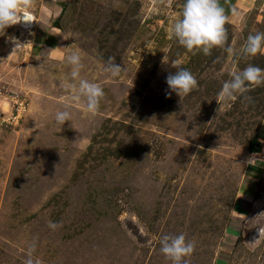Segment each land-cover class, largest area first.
<instances>
[{
	"label": "rangeland",
	"instance_id": "1",
	"mask_svg": "<svg viewBox=\"0 0 264 264\" xmlns=\"http://www.w3.org/2000/svg\"><path fill=\"white\" fill-rule=\"evenodd\" d=\"M27 4L32 25L0 32V264H25L33 244L39 264H170L159 239L180 233L195 244L187 264H264V83L218 96L232 73L264 69V52L239 55L264 6L227 17L224 45L204 55L171 36L179 1ZM73 52L104 91L95 113L70 86ZM175 67L197 81L182 99L165 82Z\"/></svg>",
	"mask_w": 264,
	"mask_h": 264
},
{
	"label": "clouds",
	"instance_id": "2",
	"mask_svg": "<svg viewBox=\"0 0 264 264\" xmlns=\"http://www.w3.org/2000/svg\"><path fill=\"white\" fill-rule=\"evenodd\" d=\"M27 9V0L23 4L20 0H0V32L22 21H31L27 11L21 12V8ZM226 15L219 0H184L179 18L171 26V36L188 52H202L209 55L213 48L222 47L226 39ZM15 43V38H11ZM18 44V43H17ZM16 44V45H17ZM231 52V49H228ZM264 52V32L250 33L246 37L239 55L242 57H254ZM66 63L71 66L69 73L73 83L70 86L76 88L77 96L82 97L89 113L98 110L100 99L104 91L99 84L91 83L80 78L81 57L73 52L66 56ZM123 69L113 63L111 58L104 66V71L112 76H117ZM168 90L175 93L181 99L188 95L196 86L197 81L193 74L182 67H175V72L168 75L165 80ZM264 83V69L248 64L243 69L231 74L218 93L223 100L243 96L252 85ZM71 113L68 110H60L55 113V122L63 125L70 121ZM255 159L249 158L246 163L251 164ZM60 225L57 222H49V229L55 230ZM259 238L264 234V226L257 227ZM258 238V239H259ZM35 245H30L25 264H39L32 259ZM195 248L193 241L188 240L185 234L162 235L159 239V251L170 261V264H187L186 258L191 256Z\"/></svg>",
	"mask_w": 264,
	"mask_h": 264
},
{
	"label": "crops",
	"instance_id": "3",
	"mask_svg": "<svg viewBox=\"0 0 264 264\" xmlns=\"http://www.w3.org/2000/svg\"><path fill=\"white\" fill-rule=\"evenodd\" d=\"M179 1L181 3L184 2V0H175ZM220 5L224 8L225 10V15L226 17H231L237 14H241L242 12L251 10L253 8L257 7H263L264 6V0H219ZM55 11L57 12L58 6H54ZM59 49V45L56 44L53 46V49ZM247 170H251L253 172H260V169L257 168L254 165H248ZM251 179V176H246ZM245 185H242L241 187V196L242 197H247L251 196V191L254 189V186L250 181L247 179L244 181ZM239 194V195H240Z\"/></svg>",
	"mask_w": 264,
	"mask_h": 264
},
{
	"label": "trees",
	"instance_id": "4",
	"mask_svg": "<svg viewBox=\"0 0 264 264\" xmlns=\"http://www.w3.org/2000/svg\"><path fill=\"white\" fill-rule=\"evenodd\" d=\"M249 148L251 152H258L260 145H258L255 141H251Z\"/></svg>",
	"mask_w": 264,
	"mask_h": 264
},
{
	"label": "bare ground",
	"instance_id": "5",
	"mask_svg": "<svg viewBox=\"0 0 264 264\" xmlns=\"http://www.w3.org/2000/svg\"><path fill=\"white\" fill-rule=\"evenodd\" d=\"M29 18H30L31 21H27V22L22 21V22H21V27L26 28V27H29V26L32 25L33 18H32V16H31L30 14H29Z\"/></svg>",
	"mask_w": 264,
	"mask_h": 264
}]
</instances>
